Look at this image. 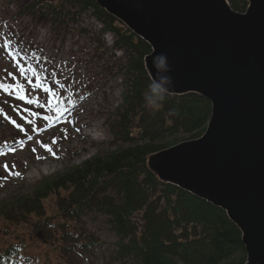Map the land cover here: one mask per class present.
<instances>
[{"label": "trees", "instance_id": "obj_1", "mask_svg": "<svg viewBox=\"0 0 264 264\" xmlns=\"http://www.w3.org/2000/svg\"><path fill=\"white\" fill-rule=\"evenodd\" d=\"M228 1L234 11H245V0ZM26 13L43 16L52 24H75L82 15L90 14L100 25L99 35L110 33L113 47L126 51L125 63L118 70L124 74V91L117 116L109 121L115 149L44 177L31 191L0 202V236L10 229L15 236L0 247V264H40L29 253L26 240L18 237L16 227L20 225H29L44 243L58 240L64 263L82 264L81 256L101 244L93 234L77 230L84 217L103 219L117 238L116 257L128 264H243L246 253L241 233L225 212L161 183L146 167V157L167 148L177 135L195 138L204 131L210 102L194 93L169 95L159 111L146 109L143 95L151 80L143 59L151 49L95 0H26L18 14ZM0 83L18 84L1 68ZM23 94L42 103L30 93ZM17 97L14 88H0V117L10 127H15L13 120L17 119L37 132L39 122L52 124L58 119L57 102L48 109L37 108ZM60 110L62 114L67 111ZM12 142L0 146V155ZM50 196L51 213L46 204Z\"/></svg>", "mask_w": 264, "mask_h": 264}, {"label": "water", "instance_id": "obj_2", "mask_svg": "<svg viewBox=\"0 0 264 264\" xmlns=\"http://www.w3.org/2000/svg\"><path fill=\"white\" fill-rule=\"evenodd\" d=\"M146 42L150 80L164 53L175 87L210 102L204 132L146 157L148 170L222 209L241 233L246 260L264 264V0H95Z\"/></svg>", "mask_w": 264, "mask_h": 264}, {"label": "rangeland", "instance_id": "obj_3", "mask_svg": "<svg viewBox=\"0 0 264 264\" xmlns=\"http://www.w3.org/2000/svg\"><path fill=\"white\" fill-rule=\"evenodd\" d=\"M25 3L26 0H0V41L11 38L16 51L23 49L15 58L0 49V68L11 73L10 80L24 85L25 92L37 97L48 109L49 94L34 88L37 76L31 72L27 75L32 84H28L19 74L17 60L24 67L31 66L42 79L43 87L56 93L51 106L58 101L59 109L67 111L57 114L58 119L52 124H36L37 132L17 119L13 120L15 127H10L0 117V146L14 141L0 155V202L31 191L44 177L58 175L89 157L103 156L115 149L109 121L117 116L124 91V74L118 70L125 63L126 51L113 47L110 33L99 35L100 25L90 14L82 15L75 24H52L43 16L18 14ZM190 139L194 138L179 134L168 141L167 147ZM46 204L49 213L54 211L51 196ZM79 225V232L93 234L101 242L81 256L82 264H128L116 257L117 238L103 219L84 217ZM20 227H16L18 237L26 240L29 253L37 256L40 264H66L65 255L57 248L58 240L44 243L29 225ZM12 231L0 236V247L14 241Z\"/></svg>", "mask_w": 264, "mask_h": 264}, {"label": "clouds", "instance_id": "obj_4", "mask_svg": "<svg viewBox=\"0 0 264 264\" xmlns=\"http://www.w3.org/2000/svg\"><path fill=\"white\" fill-rule=\"evenodd\" d=\"M152 67L155 69L156 75L147 86L143 95V102L146 109L155 112L161 109L170 92L174 89L175 83L170 75L172 69L166 54L154 55Z\"/></svg>", "mask_w": 264, "mask_h": 264}, {"label": "snow or ice", "instance_id": "obj_5", "mask_svg": "<svg viewBox=\"0 0 264 264\" xmlns=\"http://www.w3.org/2000/svg\"><path fill=\"white\" fill-rule=\"evenodd\" d=\"M5 27H6V25H5ZM0 49H2L4 51H7L8 54L10 56H13L14 58L15 57H19L20 51H23V49H20L19 51H16L14 49V46H13L12 41H11V38H5L2 41H0ZM21 59H23V57H21ZM17 67H18L19 74L25 77V79L27 80L28 84H32V80H31V78L28 77L27 73L31 72L34 76H37V83L34 85V88H42V90L45 93H48L49 94V99L46 101V103L48 105H51L52 101L56 98V93L53 92L52 89L49 88V87H43V81L37 75V73L35 72V69L32 68L31 66L24 67L23 65H21L19 63V60H17ZM9 75H11V73H9ZM13 79H15V77H13ZM5 87L14 88L17 91V93H18V97L17 98L20 99V100H24L26 102V104H28V105L35 104L37 108L45 107V104L40 103L36 98L29 99L27 96H25L23 94L24 91H25L24 85L18 83V84H15V85H7L6 86V85L0 83V88H5ZM60 87L63 88L64 85L61 84ZM58 103L59 102L57 101V113H58V115H62V111L59 109ZM32 115L36 116V115H38V113L33 112ZM51 118H53V117H50V116H45L44 117V119H51ZM28 139L31 140L32 137L29 136ZM53 142H55V141H53ZM43 146L45 147L46 150L52 151V149L48 145H43ZM33 151H35V149H33ZM5 167H7V166L5 165ZM17 175H18V173H17Z\"/></svg>", "mask_w": 264, "mask_h": 264}, {"label": "bare ground", "instance_id": "obj_6", "mask_svg": "<svg viewBox=\"0 0 264 264\" xmlns=\"http://www.w3.org/2000/svg\"><path fill=\"white\" fill-rule=\"evenodd\" d=\"M87 111H88V110L86 109L84 112H87ZM84 112H83V114H85Z\"/></svg>", "mask_w": 264, "mask_h": 264}]
</instances>
